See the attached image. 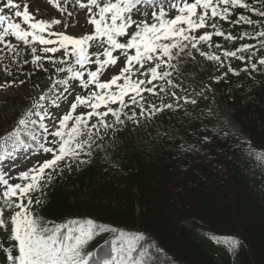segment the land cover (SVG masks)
<instances>
[{
    "label": "snow or ice",
    "instance_id": "snow-or-ice-1",
    "mask_svg": "<svg viewBox=\"0 0 264 264\" xmlns=\"http://www.w3.org/2000/svg\"><path fill=\"white\" fill-rule=\"evenodd\" d=\"M48 2L62 15L67 12L69 18L75 15L73 11H68L69 4L86 9L87 23L93 26V32L75 37L67 33V22H64V30H54L55 26L62 24V20L38 19L30 13L27 3L22 7L15 0H6L0 6V44L18 55L16 46L6 43L9 38H14L30 49L32 65L38 70L48 71L41 63L47 60L59 77L53 78L49 74L52 83L47 92L39 95L14 129L2 138L5 146L0 162L14 158V154L21 149H32V145L23 138L25 136L35 142L36 148L32 149L35 154H50V158L21 171L17 177L20 182L10 183L5 174L0 173V185L4 186L0 229L7 231L10 227V239L15 242L12 248L5 249L7 260L9 264H175L174 260L154 258L152 250L161 253V249L155 243H148L146 236L139 231L126 232L97 224L94 219L83 222L69 220L63 224L45 222L34 213L33 204H42L41 197L35 194H43L44 188L53 180V173H62L65 167L70 170L73 163H91L94 147H100L97 141L103 140L108 130L115 134L118 130L116 126L125 124L122 117L139 125L141 118L152 120L166 110L175 112L183 107L181 100L184 105H196L194 97L190 99L173 90L182 87L176 81L187 70L184 65L189 63V58L196 60L194 52L218 65L217 71L225 67V61L233 58L241 61L244 66L239 70L228 63L227 71L233 76L264 69V55L257 56V51L264 50V0H257L259 8L251 0H64L63 5L60 0ZM236 9L254 13L260 19L240 14L233 21L231 18ZM170 10H174L175 15H171ZM14 18H20L19 22ZM219 21L243 23L252 27L253 31L234 36L222 30ZM257 25L260 30H256ZM202 29L213 31L197 35ZM214 35L230 42L246 37L259 39V48L255 44L244 43L235 50L223 49L221 45L213 44ZM37 45L40 46V54H37ZM202 45L214 47L220 54L204 51ZM93 47L97 51H91ZM117 52L118 55H114ZM56 53L62 54L56 57ZM120 56L124 57L125 64L119 74L102 81L101 76L106 69L115 66ZM5 71L11 75L7 66ZM61 73L65 75L59 76ZM225 75L215 77L216 82ZM12 86L14 82L0 84V90ZM53 92L56 95L49 99V93ZM169 92L175 98L174 102H162L160 105L145 96V93L157 97L159 93ZM60 93H70L73 101L67 112L53 120L48 104L59 109ZM46 101L48 104L44 103ZM132 106L139 112L132 111L129 115L125 110ZM78 107L88 110L77 113ZM185 115L188 113L185 112ZM33 116L38 118L39 123ZM93 119L95 122H92ZM45 120H49L52 128L44 123ZM30 124L38 126L40 133L35 128H29ZM9 142L11 151L6 146ZM252 147L250 144L248 156H254L264 168V152L254 154ZM82 155L88 159H82ZM6 210H10L7 215ZM109 233L112 236L107 240L110 250L94 254L90 244ZM210 239L227 245L232 252L241 243L237 239L220 241L214 236Z\"/></svg>",
    "mask_w": 264,
    "mask_h": 264
},
{
    "label": "trees",
    "instance_id": "trees-1",
    "mask_svg": "<svg viewBox=\"0 0 264 264\" xmlns=\"http://www.w3.org/2000/svg\"><path fill=\"white\" fill-rule=\"evenodd\" d=\"M251 2L260 7L257 0ZM240 14L260 19L243 9H236L231 19ZM220 27L234 36L253 31L243 23L223 21ZM244 43L259 48V39L230 42L213 36V44L227 50ZM12 44L21 49V43ZM203 50L220 54L214 47ZM14 55L0 44V68L7 66L17 76L23 66ZM194 55L196 60L189 58L178 80L185 87L195 85L201 79L200 70L214 63ZM261 55L264 50L257 51ZM229 62L237 70L244 66L234 58L225 61L226 75L214 81L215 87L233 109L246 140L210 111L206 99L175 112L166 110L152 120L133 123L134 134L123 138L113 156L98 148L83 169L55 177L42 195L35 194L42 204H33L34 213L55 224L94 219L126 232H142L148 243L161 249V253L152 250L160 261L264 264V168L248 156L250 144L254 154L264 152V69L233 76L227 71ZM4 130L0 118V138ZM188 148L192 150H184ZM213 236L241 243L232 252L211 240ZM111 238L110 233L102 235L89 247L94 254L107 253ZM14 244L10 227L0 230V264H9L5 249Z\"/></svg>",
    "mask_w": 264,
    "mask_h": 264
},
{
    "label": "rangeland",
    "instance_id": "rangeland-1",
    "mask_svg": "<svg viewBox=\"0 0 264 264\" xmlns=\"http://www.w3.org/2000/svg\"><path fill=\"white\" fill-rule=\"evenodd\" d=\"M6 2V0H0V6H3V4ZM15 2L20 3L21 6L25 3L28 4L30 13L34 14L38 19H45L50 20L52 18H57L62 20V24L59 26H55L54 30H64V22H67L69 24V27L67 28V33L70 35H73L75 37H80L84 34L92 33L93 32V26L87 23L88 20V13L86 9H79L78 6H73V4L68 5V11H73L75 15L73 17H68L67 12H64L63 15L61 12L54 7L52 4L48 2V0H15ZM86 2V0H84ZM60 3L63 5L64 0H60ZM6 12L8 10L6 9ZM171 15H175L174 10H170ZM19 22L20 18H14ZM73 21H75L73 26ZM221 21H219L220 24ZM26 27V26H25ZM212 29H202L200 32H197L196 34L199 35L204 31H211ZM131 31V30H130ZM14 38H9L6 40V43H12ZM38 47V53L40 46ZM16 53L18 55H14V57L17 60H20L19 66H23L22 69H20L19 73L16 74L17 76H14L13 73L11 75H8V73L4 69H0V84H6V83H13L14 86L8 87L6 90H0V118L1 121L5 124V129L8 130L12 126L16 125L18 123V120L22 117V115L29 109L32 108V105L34 102L38 99L39 95H41L43 92H47L49 86L51 85L52 81L49 79V74L53 76V78H59L56 75L55 68L51 65V63L47 60L42 61L44 69H48V71H44L43 69H37L34 65L31 64L32 55L31 51L28 47L24 46L21 43V49L16 46ZM91 51L95 52L97 49L93 47ZM62 53H56V57H59ZM51 55V54H46ZM114 55H118L117 53H114ZM125 64V59L123 56H120L118 59V62L115 66H109L104 74L101 76L102 81L109 80L113 75L119 74L121 67H123ZM17 66V68L19 67ZM59 67V65H57ZM93 69L95 66H91ZM138 67V66H137ZM219 66L214 64L211 66H208L205 71L203 72L200 70L199 77H201L200 80L196 82L195 85L192 87L184 88V87H178L176 89H173L178 94L183 96H188L190 99L195 98L196 100L199 98H204L208 101L209 107L216 115H218L229 127L232 128L237 134H239L241 137H244L243 134L240 132L237 124L235 123L233 119V110L232 108L227 104L226 101L222 99V96H220L219 92L217 91L213 80H215V77L221 76L223 73V68H219V71H217V68ZM11 72L10 70H8ZM65 74L61 73L59 76H64ZM175 75V74H174ZM174 79V76H173ZM24 81L23 84L20 82ZM174 81H176L174 79ZM177 82V81H176ZM78 83V82H77ZM179 83V82H178ZM182 89H186V91H182ZM80 92H83V90H79ZM202 92V95H196V93ZM86 94V92L84 93ZM56 95L55 92L49 93V99L52 98V96ZM61 99L58 101L61 105L59 109H56L52 107L48 102H44L48 104V111L49 114L52 116V119L55 120L57 115H62L65 112H67L70 109V104L73 101V96L70 93H60ZM145 96L148 98V100L152 101L156 105H160L162 102L165 103H171L174 102L173 97H171L170 92L169 93H159L157 97H150L147 93H145ZM64 97H67V99H64ZM127 99V98H126ZM182 105L183 100L180 101ZM188 105V104H186ZM115 107V106H114ZM88 109H84L83 107H78L77 113L85 112ZM125 111L128 112L130 115L132 111H136L137 113L139 110L132 106L131 109H126ZM14 118V119H13ZM33 119H37L38 123L39 120L37 117L33 116ZM124 125H117L116 128L118 129L115 134L108 130L107 134L104 135L103 140H98L97 143L100 145L99 148L105 150L109 155H112L116 149L117 144L123 140L127 139V135H133V123L131 121H128L126 118ZM144 118H141L142 120ZM146 120V119H145ZM92 122H95L93 119ZM109 122L111 120L109 119ZM147 122V121H146ZM44 123L49 124V127L52 128V124L49 122V120H45ZM148 123V122H147ZM143 126L142 128L148 127ZM29 128H35L36 132L39 134L40 129L38 126L29 125ZM54 130V129H53ZM240 132V133H239ZM104 133V130H102V134ZM133 138V136H131ZM130 138V139H131ZM4 141L3 139L0 141V155L3 154V147H4ZM9 150H12L11 142H9L6 145ZM50 158V154H35L32 149L24 150L21 149L19 152L14 154V158H9L5 160L4 162H0V173H4L6 178L9 179L10 183H17L20 182L17 177L19 176V173L21 171L27 170L28 167L32 166L35 163H39L40 161L44 159ZM82 159H87L86 156H81ZM62 166H63V162ZM78 168H83V164H77L73 163L71 169L69 170L67 167L64 168V171H67L68 173L75 172ZM57 173H53V177L56 176ZM4 190V186L0 185V208H3V198H2V192Z\"/></svg>",
    "mask_w": 264,
    "mask_h": 264
}]
</instances>
